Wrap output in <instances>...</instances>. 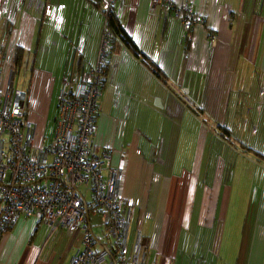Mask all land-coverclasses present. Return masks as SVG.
Segmentation results:
<instances>
[{
  "label": "crops",
  "instance_id": "0c3cea01",
  "mask_svg": "<svg viewBox=\"0 0 264 264\" xmlns=\"http://www.w3.org/2000/svg\"><path fill=\"white\" fill-rule=\"evenodd\" d=\"M106 1L0 0L1 69L8 78L16 52H24L21 68H32L30 87L14 86L28 93L25 117L38 129L37 145L47 143L64 82L75 87L96 61ZM173 1L190 3L204 24L186 32L173 14L152 11L151 0L114 1L111 16L140 52L134 54L112 33L94 136L95 145L112 151V165L125 168L123 195L137 219L133 236L131 221L129 251L141 234L147 264H188L180 248L196 230H211L217 247L232 207H238L246 223L253 190L245 182L241 187L242 181H251L257 168L264 181V0ZM187 87L186 94L193 91V106L182 103L181 91ZM158 116L172 121L165 148L178 155L171 160L159 159V143L149 136ZM188 132L196 150L194 164L190 171L176 170L177 158L191 144ZM213 146L219 152L207 163H215V171L211 184H204L203 151ZM91 220L95 226L100 222L96 213ZM94 228L103 239L101 228ZM60 230L36 217H21L1 237L0 264H71L82 251L83 236L65 233L68 239H60ZM253 241L248 264H264V184Z\"/></svg>",
  "mask_w": 264,
  "mask_h": 264
},
{
  "label": "built area",
  "instance_id": "2783aa9c",
  "mask_svg": "<svg viewBox=\"0 0 264 264\" xmlns=\"http://www.w3.org/2000/svg\"><path fill=\"white\" fill-rule=\"evenodd\" d=\"M114 1L102 5L105 24L94 65L75 87L63 84L48 143L36 144L38 129L25 117L28 93L15 88L13 72L4 76L0 60V239L21 217H36L53 231L80 232L83 248L71 264H147L141 234L129 251L133 207L123 195L125 168L114 167L112 151L94 144L112 47ZM151 9L173 14L186 32L204 24L190 3L151 0ZM92 213L99 217L96 226ZM94 227L101 228L103 239Z\"/></svg>",
  "mask_w": 264,
  "mask_h": 264
},
{
  "label": "rangeland",
  "instance_id": "374dc122",
  "mask_svg": "<svg viewBox=\"0 0 264 264\" xmlns=\"http://www.w3.org/2000/svg\"><path fill=\"white\" fill-rule=\"evenodd\" d=\"M175 18V17H174ZM177 19V18H176ZM179 21V20H178ZM181 22V21H179ZM3 72V71H2ZM31 72L32 68H28L25 65L20 68L14 79V84L18 88H23L24 90H27L30 87V82H31ZM171 88L176 91H180L179 87L176 85H171ZM189 87L184 88L183 91V98L184 100L182 103L187 104L188 106H193V91L190 93H187ZM186 94V95H185ZM100 102H103V96L101 95ZM119 98L115 97L114 99V105L115 107H118L119 103ZM55 105L52 110V114L50 117V123L48 126V129L46 131L47 134V143L49 141V138L52 136L54 133L55 129V123H54V114H55ZM115 109V108H114ZM172 124V121L166 119V117L162 118L160 116L155 117V125L153 124V130L154 132H151L149 134L151 141L155 144L159 143L160 146V156H166L168 157L169 160L173 159V154L178 155L175 150L170 147L168 148V154L166 153V148H165V140L169 139V133L168 131L171 130L169 129V126ZM132 125L135 126V122H132ZM241 131V130H240ZM168 132V133H167ZM222 132V131H221ZM160 133V135H158ZM167 133V138H165ZM242 135V131L240 132ZM223 136V132L221 133ZM146 135V134H145ZM188 136V145L187 149L182 151L180 154V158H177V164L175 166L176 170H187L190 171L192 169V166L194 164V156L196 153L195 147L192 146V141L193 139L190 138V133H187ZM163 141V142H162ZM241 149V146L238 147V151ZM230 150V149H229ZM219 149H216L215 146L213 147H208L203 151L204 156V163H203V175L207 174V176H203L202 182L211 184V180L213 177V172L215 171L214 169V164H209L207 161L210 159L215 160V156L218 154ZM227 156H231L232 152L227 151ZM185 154V157H184ZM239 152H236L234 154V157L236 160H239ZM158 159V160H159ZM226 159V158H225ZM158 163V161H157ZM159 167V165H158ZM225 168H230V164H226L225 162ZM214 169V170H213ZM261 169L257 168L255 171V175L252 178L251 181H242L241 187H243V183L245 182L249 189L253 190V194L251 197V201L249 204V210L247 212V220H246V226L244 228V232L242 229V225H244L243 220L241 219V214L242 212L239 211L238 207H232V211L230 212L228 224L226 225L224 232H223V240L220 242L217 247H213L212 241L213 237L215 234H212L211 230L207 232V230L202 229L200 232L196 230V233L192 232L187 239V242L183 243V245L180 248V252L183 254V256H186V261L188 264H248L249 260V255H250V249L253 250L254 248V241L253 240V223L256 218V211L258 207V200L260 197V191L261 187L264 184V181H262L258 176L260 173ZM257 173V175H256ZM210 174V176H208ZM224 182L227 180V173L224 174L223 176ZM48 182V181H46ZM249 182V183H248ZM88 196V199H90V196L88 192L86 193ZM246 201V198H245ZM240 207V205H239ZM237 222H239L241 227H237ZM243 223V224H242ZM137 226V219L136 217L132 221V236L136 230ZM237 227V228H236ZM234 229L233 233L232 230ZM222 230V229H221ZM63 231V230H60ZM64 232V233H63ZM60 232L59 235L56 237L60 239H68V236L66 234H69L67 231ZM95 232V230H94ZM96 232L98 230L96 229ZM95 232V234H97ZM66 233V234H65Z\"/></svg>",
  "mask_w": 264,
  "mask_h": 264
},
{
  "label": "trees",
  "instance_id": "16d2710c",
  "mask_svg": "<svg viewBox=\"0 0 264 264\" xmlns=\"http://www.w3.org/2000/svg\"><path fill=\"white\" fill-rule=\"evenodd\" d=\"M98 4V3H97ZM100 6V5H97ZM109 28L112 30V33L114 37L120 41H124L126 46L134 53L139 55L140 49L136 45V43L133 42V40L124 32V30L121 29L120 24L118 23V20L113 18V16L110 15L109 20ZM112 35V36H113ZM24 52L21 50H18L15 55V62H14V68L13 72L17 71L21 68V61L23 60ZM17 67V68H16ZM16 68V69H15ZM108 68V67H107ZM156 72V71H154ZM14 73V74H16ZM159 75V72H156Z\"/></svg>",
  "mask_w": 264,
  "mask_h": 264
},
{
  "label": "bare ground",
  "instance_id": "6f19581e",
  "mask_svg": "<svg viewBox=\"0 0 264 264\" xmlns=\"http://www.w3.org/2000/svg\"><path fill=\"white\" fill-rule=\"evenodd\" d=\"M17 68V67H16ZM15 68V69H16ZM13 72V71H12ZM14 73H16V71H14ZM67 81V80H66ZM89 194V193H88ZM90 196V195H89ZM92 214H94V213H92ZM92 214H91V216H92ZM93 223V222H92ZM94 224V223H93ZM35 234V233H34ZM77 239V238H76ZM1 240V239H0ZM82 242V241H81ZM82 245V244H81ZM77 254V253H76Z\"/></svg>",
  "mask_w": 264,
  "mask_h": 264
}]
</instances>
